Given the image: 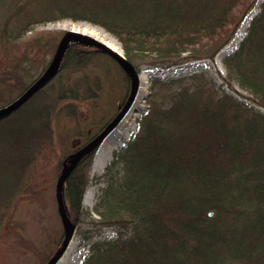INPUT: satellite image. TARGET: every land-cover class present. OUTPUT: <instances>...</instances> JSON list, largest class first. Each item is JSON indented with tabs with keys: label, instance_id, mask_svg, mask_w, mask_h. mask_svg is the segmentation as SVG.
<instances>
[{
	"label": "trees",
	"instance_id": "obj_1",
	"mask_svg": "<svg viewBox=\"0 0 264 264\" xmlns=\"http://www.w3.org/2000/svg\"><path fill=\"white\" fill-rule=\"evenodd\" d=\"M257 1L0 0V98L10 95L4 106L17 99L67 34L41 32L20 46L37 25L70 20L101 27L140 73L143 64L214 61ZM100 58L121 66L72 34L56 76L0 118V264L10 251L17 201L58 183L65 171L69 220L114 231L93 244L83 264H264V2L224 60L222 84L205 70L151 80L141 130L124 156L116 155L114 165H124L99 197L94 218L82 206L93 150L69 170L70 155L55 147L54 124L60 118L76 124L75 103L100 98ZM231 78L252 97L240 95Z\"/></svg>",
	"mask_w": 264,
	"mask_h": 264
},
{
	"label": "rangeland",
	"instance_id": "obj_2",
	"mask_svg": "<svg viewBox=\"0 0 264 264\" xmlns=\"http://www.w3.org/2000/svg\"><path fill=\"white\" fill-rule=\"evenodd\" d=\"M263 2L264 0L257 1L253 9L242 21L233 39L220 51L214 61L193 60L170 68H158L143 64L140 66L139 78L135 80L127 75L121 66L112 59L100 58L98 60V71L103 80V92L100 94V98L96 103H75L78 115L76 124H68L64 118H60L54 124L56 150L60 155H70L67 165H71L76 151L110 123L132 98L130 107L121 122L93 150L87 170V185L82 196L84 211L97 218L94 209L99 197L108 186L110 179L117 175L124 165L123 161L116 166L114 165L116 155L124 156L129 143L135 139L141 130L143 116L148 109L151 80L153 78L165 79L205 70L218 84H222L223 80L219 72L225 76L228 75L224 60L238 49L243 40L238 45V40L236 39L238 33L245 28V36L247 35L251 24L247 27L245 21L253 13L256 16L259 14ZM66 21L70 20L37 25L18 44L20 46L24 45L41 32H67L69 29L61 27ZM87 24L107 33L101 27L90 23ZM53 57V54H48L44 58L40 69L45 68V66L48 67ZM231 85L240 95L252 97V94L243 88L237 80L231 78ZM133 94L134 96L132 97ZM9 101L10 95L8 94L4 98H0V108L4 107ZM98 152L102 153V160L95 166L94 160ZM58 183H49L43 188L41 193H29L17 201L10 219V225L15 229L7 237L10 251L4 264H51L63 247L64 252L53 264H83L90 255L92 246L96 241L109 239L114 236V231L111 228L94 231L87 225H75L74 231L67 240L70 229L63 223L59 214L57 203ZM90 202L93 203L92 207L88 205ZM47 242L54 249L52 254L46 251Z\"/></svg>",
	"mask_w": 264,
	"mask_h": 264
},
{
	"label": "water",
	"instance_id": "obj_3",
	"mask_svg": "<svg viewBox=\"0 0 264 264\" xmlns=\"http://www.w3.org/2000/svg\"><path fill=\"white\" fill-rule=\"evenodd\" d=\"M108 33V32H107ZM72 34H77L83 37H86L93 41L96 45L104 49L114 60H116L121 66H123L126 71L128 72L129 76L131 78H134L135 80H138L139 73L136 72L135 68L131 65V63L128 61L126 54L122 48V51H116L103 43L102 41H99L98 39L87 36L81 32L74 31V30H67V34L63 37V39L60 41L58 49L56 51V54L52 60V62L49 64L47 69L13 102L10 104L0 108V118H4L10 114H12L14 111L19 109L21 106H23L28 100H30L36 93H38L41 89H43L50 81L56 76L58 71L60 70L61 62H62V56L64 49L66 47V44L69 40V37ZM110 34V33H109ZM111 35V34H110ZM134 94L132 95V97ZM132 101H129V103L124 107V109L110 122L108 123L98 134H96L93 138H91L83 147H81L76 153L74 154V161L70 165L69 170L73 168L78 160L82 158L85 154L91 152L96 147H98L105 139L106 137L116 128V126L121 122L124 115L126 114L127 110L129 109V105ZM67 175V171H65L58 183L57 187V203H58V209L60 217L63 221V223L70 229L69 235L67 237V240L69 239L70 235L74 231L75 225L69 220L66 210H65V203H64V195H63V185L65 182V178ZM212 214V213H211ZM64 252V247L61 249L60 253L53 259L52 263L56 262L59 257Z\"/></svg>",
	"mask_w": 264,
	"mask_h": 264
},
{
	"label": "bare ground",
	"instance_id": "obj_4",
	"mask_svg": "<svg viewBox=\"0 0 264 264\" xmlns=\"http://www.w3.org/2000/svg\"><path fill=\"white\" fill-rule=\"evenodd\" d=\"M256 14H252L246 21H245V25L247 24V27L250 26L251 21L255 18ZM62 28L65 29H71L74 31H78L81 32L83 34H87L90 35L96 39H98L99 41H102L103 43H105L106 45H108L109 47H111L112 49L116 50V51H122V47L120 45V43L111 35H109L108 33H106L105 31L97 28V27H93L87 23H82V22H70V21H66L64 22V24L61 25ZM245 28L241 29V31L238 33L236 39L238 40V45L241 42V40L243 39V37L245 36ZM142 78V76H141ZM102 160V153L98 152L97 156L95 157L94 160V165L97 166L98 162ZM89 206L92 207L93 203L90 202L88 204Z\"/></svg>",
	"mask_w": 264,
	"mask_h": 264
}]
</instances>
